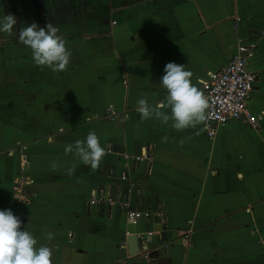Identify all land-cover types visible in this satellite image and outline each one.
<instances>
[{
	"label": "crops",
	"instance_id": "1",
	"mask_svg": "<svg viewBox=\"0 0 264 264\" xmlns=\"http://www.w3.org/2000/svg\"><path fill=\"white\" fill-rule=\"evenodd\" d=\"M237 42L257 126L207 139L199 81ZM122 169L163 224L88 203ZM145 227L156 264H264V0H0V264H139Z\"/></svg>",
	"mask_w": 264,
	"mask_h": 264
},
{
	"label": "built area",
	"instance_id": "2",
	"mask_svg": "<svg viewBox=\"0 0 264 264\" xmlns=\"http://www.w3.org/2000/svg\"><path fill=\"white\" fill-rule=\"evenodd\" d=\"M110 24H115L114 20ZM256 44L253 42H237L233 52L225 64L219 69L208 71L206 76L199 81L198 92L204 104L202 118V132L207 139L213 137L217 127L233 120H245L251 127L257 126L259 117L252 116L248 102L256 81V73L248 69V63L253 58ZM190 88L184 86L181 91H188ZM108 114L113 111L107 109ZM259 114H263L260 111ZM106 152H112L105 148ZM115 154L130 164L142 161L149 162L150 154L147 146L135 156H128L124 151L116 150ZM24 159V157H23ZM25 166V159L22 167ZM118 179L124 185L115 191L105 189H94L88 195V203L92 206H106L107 208L120 209L127 224L136 225L153 219L163 224V213L159 206L137 207L132 206L127 195L136 186V182L130 179L128 171L122 169L118 173ZM31 181V180H30ZM18 194V190H14ZM128 234V231H125ZM160 232L145 227L142 231L133 232L137 241V252L132 257L137 258L139 264H156L157 257L153 256L164 251V245H151L153 236Z\"/></svg>",
	"mask_w": 264,
	"mask_h": 264
},
{
	"label": "water",
	"instance_id": "3",
	"mask_svg": "<svg viewBox=\"0 0 264 264\" xmlns=\"http://www.w3.org/2000/svg\"><path fill=\"white\" fill-rule=\"evenodd\" d=\"M125 247L129 256H132L137 252V241L133 233H128L126 235ZM152 255L155 256V252H153Z\"/></svg>",
	"mask_w": 264,
	"mask_h": 264
}]
</instances>
